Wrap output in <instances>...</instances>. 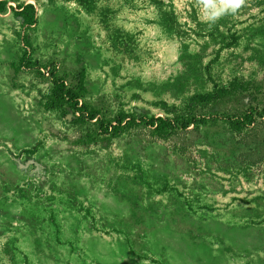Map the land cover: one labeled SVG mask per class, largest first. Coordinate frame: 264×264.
<instances>
[{
  "label": "rangeland",
  "instance_id": "rangeland-1",
  "mask_svg": "<svg viewBox=\"0 0 264 264\" xmlns=\"http://www.w3.org/2000/svg\"><path fill=\"white\" fill-rule=\"evenodd\" d=\"M2 1L0 264H264V118L111 138L49 109L50 71L108 119L264 107V0Z\"/></svg>",
  "mask_w": 264,
  "mask_h": 264
},
{
  "label": "trees",
  "instance_id": "trees-1",
  "mask_svg": "<svg viewBox=\"0 0 264 264\" xmlns=\"http://www.w3.org/2000/svg\"><path fill=\"white\" fill-rule=\"evenodd\" d=\"M6 10V3L0 0V13ZM18 16L21 18L22 24L29 27L35 24L34 8L31 4H26L19 11ZM51 89L49 109L63 111L70 110L73 114H78L75 121L79 123H92L100 136L118 137L123 130L132 127H142L152 129L159 136H166L175 131H185L190 126L198 127L204 125L209 119H217L218 117L232 124L239 129H245L255 125L258 120L264 118V107L256 106L248 107L242 113H215L214 115L196 114L192 111L186 114L175 115L173 118L168 117H146L142 115L127 114L118 112L112 119H108L97 109L80 102L78 92L69 87L62 79L58 78L53 71H50ZM228 94H213L207 97H197L195 100L204 107V104L223 105V98H228ZM255 100V99H254ZM196 109V107H194Z\"/></svg>",
  "mask_w": 264,
  "mask_h": 264
},
{
  "label": "clouds",
  "instance_id": "clouds-1",
  "mask_svg": "<svg viewBox=\"0 0 264 264\" xmlns=\"http://www.w3.org/2000/svg\"><path fill=\"white\" fill-rule=\"evenodd\" d=\"M235 3L237 6H239L244 3V0H235Z\"/></svg>",
  "mask_w": 264,
  "mask_h": 264
}]
</instances>
